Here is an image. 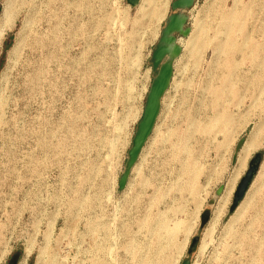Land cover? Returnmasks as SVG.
Returning <instances> with one entry per match:
<instances>
[{"label":"rangeland","instance_id":"obj_1","mask_svg":"<svg viewBox=\"0 0 264 264\" xmlns=\"http://www.w3.org/2000/svg\"><path fill=\"white\" fill-rule=\"evenodd\" d=\"M174 1L0 0V264H264V0H196L118 189Z\"/></svg>","mask_w":264,"mask_h":264},{"label":"water","instance_id":"obj_2","mask_svg":"<svg viewBox=\"0 0 264 264\" xmlns=\"http://www.w3.org/2000/svg\"><path fill=\"white\" fill-rule=\"evenodd\" d=\"M139 2L140 0H127V4L131 7L138 6ZM195 2L196 0H175L171 4L173 13L167 18L165 27L161 31V36L151 54L150 62L155 77L152 80L147 94L143 115L137 125L135 136L132 140V146L128 151L125 170L118 182L119 191H123L126 188L131 171L138 162L143 148L154 131L160 114L162 99L168 91L173 78L174 62L181 56L183 51L178 38H188L191 34V29L187 26L189 18L186 13L194 6ZM240 146L241 142L238 148H240ZM262 159V154H256L251 160L249 168L241 179L235 192L228 216L238 208L246 197L256 177ZM207 219L208 217L206 215L202 217L201 226L206 223ZM199 241V236L193 238L188 248V256L197 250ZM182 264H191L190 258L187 257Z\"/></svg>","mask_w":264,"mask_h":264},{"label":"bare ground","instance_id":"obj_3","mask_svg":"<svg viewBox=\"0 0 264 264\" xmlns=\"http://www.w3.org/2000/svg\"><path fill=\"white\" fill-rule=\"evenodd\" d=\"M161 15H162V11L160 10V12H158V11L155 12V7H154L153 10H152L151 16L154 17V18H158L159 19V18H161ZM6 16L9 17L8 15L5 14L4 15V19H1V21H0V43H1V41H2V39L4 37V33H5V27H6V21H7Z\"/></svg>","mask_w":264,"mask_h":264}]
</instances>
